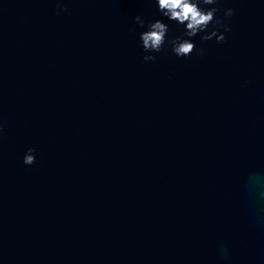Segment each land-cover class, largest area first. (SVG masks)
Listing matches in <instances>:
<instances>
[{"label":"water","instance_id":"obj_1","mask_svg":"<svg viewBox=\"0 0 264 264\" xmlns=\"http://www.w3.org/2000/svg\"><path fill=\"white\" fill-rule=\"evenodd\" d=\"M229 7L143 62L153 0H0V264H264V0Z\"/></svg>","mask_w":264,"mask_h":264},{"label":"clouds","instance_id":"obj_2","mask_svg":"<svg viewBox=\"0 0 264 264\" xmlns=\"http://www.w3.org/2000/svg\"><path fill=\"white\" fill-rule=\"evenodd\" d=\"M158 17L153 21H146L141 15L135 17L140 31L139 40L144 53L143 62H155L158 54L165 49L180 59L190 58L196 51V40L202 42L215 40L216 43L226 42V33L230 26L226 19L235 12L229 7L218 17V5L221 0H153ZM58 13L67 11L66 5L57 3ZM178 25L182 32L171 34V26ZM4 134V126L0 123V136ZM36 162V150L29 148L23 163L32 166Z\"/></svg>","mask_w":264,"mask_h":264}]
</instances>
